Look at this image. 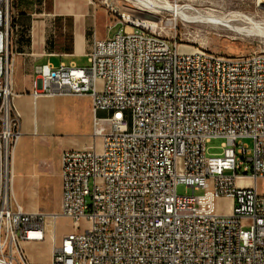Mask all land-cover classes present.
<instances>
[{
    "label": "built area",
    "instance_id": "2783aa9c",
    "mask_svg": "<svg viewBox=\"0 0 264 264\" xmlns=\"http://www.w3.org/2000/svg\"><path fill=\"white\" fill-rule=\"evenodd\" d=\"M124 16L93 41L86 66L35 70L33 97L90 95L95 113L92 145L61 154L58 212H27L14 196L22 132L2 19L0 264H264V50L190 48ZM218 137L222 152L208 156ZM180 184L192 194H177ZM58 216L73 223L61 238ZM47 237L51 261H33L24 244Z\"/></svg>",
    "mask_w": 264,
    "mask_h": 264
},
{
    "label": "crops",
    "instance_id": "0c3cea01",
    "mask_svg": "<svg viewBox=\"0 0 264 264\" xmlns=\"http://www.w3.org/2000/svg\"><path fill=\"white\" fill-rule=\"evenodd\" d=\"M25 1L31 3L28 9L23 8ZM35 1L17 0L11 43L12 104L22 132L14 157V196L27 212L42 209V192L49 177L54 178L61 200L62 152L88 148L94 140L91 96L35 98L30 94L35 70L45 63L52 67L61 63L86 66L93 41L110 37L109 30L99 27V18L89 9L57 11L54 0L52 11L38 12L33 9ZM91 29L93 34L88 37L87 30ZM97 115L106 113L99 111ZM43 242H27L24 246L26 249L27 245Z\"/></svg>",
    "mask_w": 264,
    "mask_h": 264
},
{
    "label": "rangeland",
    "instance_id": "374dc122",
    "mask_svg": "<svg viewBox=\"0 0 264 264\" xmlns=\"http://www.w3.org/2000/svg\"><path fill=\"white\" fill-rule=\"evenodd\" d=\"M168 2L175 5H190L193 10L190 13L211 15L214 17L226 16L233 13L244 14L252 17L260 26L262 31L253 29L252 24L234 21L235 26L244 28L241 31L231 30L226 25L214 24L203 21H187L181 16L175 15L172 11L160 9L154 15L159 21V26L152 27L154 31L162 37L169 39L172 42L188 45L190 48L204 47L219 54L226 55H243L254 50H264V2L261 0H156L161 3ZM7 3V5H5ZM17 0H5L4 8L8 13L9 18V57H11V43L14 34V14L16 10ZM31 3L25 1L24 7L28 9ZM54 0H44L42 3L39 0L33 2V9L38 12L52 11ZM55 6L58 10H83L89 9L91 13H95L100 28L108 31V36H114L123 25L119 23L121 17L119 13H132L136 17H141L142 6L138 5L134 0H56ZM60 6V7H59ZM131 26V25H125ZM251 28H250V27ZM246 27V28H245ZM251 29V30H250ZM93 34V30H87V36ZM28 40V39H26ZM57 62V59H53ZM88 64V62H87ZM224 139L221 137L213 138L206 144V154L208 156L218 155L222 152ZM241 143L247 145L248 149L253 148V140L244 138ZM226 174H231L227 170ZM261 186V181H259ZM192 188L184 184L177 187V194L191 195ZM202 190H197L196 195L202 194ZM43 204L40 211L43 212H58L59 206V189L55 186L54 178H48L47 187L43 190ZM220 210L229 212L231 209V201L226 198H221L218 202ZM57 237L73 231L72 220L65 216H58L55 222ZM244 229H249V226H244ZM26 251L29 257L40 263L51 261L52 244L49 237L39 245L26 246Z\"/></svg>",
    "mask_w": 264,
    "mask_h": 264
},
{
    "label": "bare ground",
    "instance_id": "6f19581e",
    "mask_svg": "<svg viewBox=\"0 0 264 264\" xmlns=\"http://www.w3.org/2000/svg\"><path fill=\"white\" fill-rule=\"evenodd\" d=\"M134 1H136L139 6L140 5L142 6V8H140L142 9V12H140L139 14L141 17H136L137 15L135 16L132 13H119L120 16L125 15L124 25L128 24L131 26H135V19H137V21L141 25L157 27L159 26V21L157 20V17L154 15V13H156L160 9H165V10L172 11L175 15L181 16L183 19L187 21H193V22L203 21V22H209V23H214V24H222V25H226L229 28H231V30L242 32L244 28L235 26L233 24L234 21H241V22L249 23L250 25L252 24L253 29L255 28L259 31H262L260 29V26L257 24V22L254 21L252 17L248 15H244V14L232 12V14L230 15L214 17L211 15L200 14L198 11H196V14L190 13L191 10H193L194 12V9H192L190 5H175V4H169L168 2L162 3V1L160 3V2H156V0H134ZM261 1L264 2V0H261ZM4 2L5 0H0V23L2 19L5 17V15L6 16L8 15L6 9L4 8ZM0 46H1V39H0ZM11 264H19V263H11Z\"/></svg>",
    "mask_w": 264,
    "mask_h": 264
}]
</instances>
